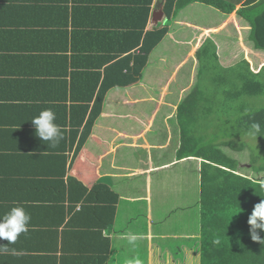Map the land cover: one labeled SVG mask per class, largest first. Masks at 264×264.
Segmentation results:
<instances>
[{
    "label": "crops",
    "instance_id": "obj_1",
    "mask_svg": "<svg viewBox=\"0 0 264 264\" xmlns=\"http://www.w3.org/2000/svg\"><path fill=\"white\" fill-rule=\"evenodd\" d=\"M165 1L0 0V216L13 206L31 215L28 232L15 244L0 241L10 249L0 253V264H25L24 257L32 253H42L44 262L37 264H134L141 259L146 264H197L191 249L181 246V237L191 235L186 219L196 220L199 211L200 183L194 172L201 158L178 157L183 129L176 113L194 84L197 50L208 38L215 41L223 65L233 59H227L233 53L229 41L248 53V58L241 53L247 60L252 53L259 65L264 63L248 44L245 16L254 8L263 11L264 0H223V8L184 0L188 3L176 15L166 12ZM194 2L202 6L187 9ZM206 7L215 12L211 24L205 14L206 22L196 19L197 10ZM161 10V18L154 19V11ZM159 29L160 40L144 52ZM179 76L184 83L177 81ZM98 96V115L79 148ZM46 108L55 112L62 130L56 147H47L30 121ZM165 151L172 158L164 160ZM185 161L195 180L189 206L176 201L185 194L177 176L168 172ZM68 176L88 185L86 196L93 181L117 195L113 222L101 235L91 227L78 230L92 226L94 218L68 224L86 202L90 208L97 205L82 191L71 192ZM165 182L174 198L167 212L154 215L157 193L167 198L161 191ZM106 198L103 190L102 200L108 203ZM63 208L67 215L60 220ZM128 232L137 234L135 246L123 238ZM105 241L107 259L101 257ZM177 246L178 254L172 252Z\"/></svg>",
    "mask_w": 264,
    "mask_h": 264
},
{
    "label": "trees",
    "instance_id": "obj_2",
    "mask_svg": "<svg viewBox=\"0 0 264 264\" xmlns=\"http://www.w3.org/2000/svg\"><path fill=\"white\" fill-rule=\"evenodd\" d=\"M201 1L217 6L219 2H224ZM186 3L184 0H166L164 8L169 15L173 12L176 15ZM219 6L223 8L222 5ZM245 16L250 26L247 37L249 46L264 54V10L254 8ZM159 30L160 32L152 33L154 37L151 35V42L145 45L144 52L153 48L160 40L163 29ZM214 42L208 38L197 50L195 81L176 113L183 131L195 132L196 127H206L203 121L207 118L208 123L214 120L222 123V128L208 132V138L204 136L205 132L194 137L182 134L178 157L195 156L201 160L198 170L194 172L200 183V206L196 212V224L189 229L191 235L181 237V246L191 249L194 256L192 262L197 264H264V244L251 239L248 224L254 206L264 199V135L257 136L256 140L248 135L253 123L261 124L264 131V63L254 69L250 61L241 54L233 58L229 65H223ZM257 63L259 64V59ZM207 75L211 76V80H205ZM247 96L259 98L258 105L252 106L246 99ZM101 100L98 96L94 102L88 126L84 127L78 140L79 148L85 142L89 128L98 115ZM64 172L63 168L61 177ZM91 185L90 195L86 196L88 185L68 176L67 187L71 192L82 191L81 195L97 204L91 208L87 206V202L83 204L78 212L72 214L68 224L76 221L87 223L89 217L94 218L96 220L92 226L78 230L91 227L101 235L102 228H108L113 222L117 195L102 183L95 184L93 181ZM103 190L107 193L106 201L110 203L109 206L102 200ZM23 195L24 191L19 197L22 198ZM81 198L83 199L82 196ZM66 215L63 208L60 220H64ZM257 231L264 238V231ZM15 248L26 250L27 245H17ZM177 249L174 248L172 252L178 254V246ZM108 251L109 242L105 241L101 257L107 259ZM40 255L42 253L26 255L25 264H37L38 260L43 263Z\"/></svg>",
    "mask_w": 264,
    "mask_h": 264
},
{
    "label": "clouds",
    "instance_id": "obj_3",
    "mask_svg": "<svg viewBox=\"0 0 264 264\" xmlns=\"http://www.w3.org/2000/svg\"><path fill=\"white\" fill-rule=\"evenodd\" d=\"M30 121L35 127V135L41 141L47 142V147L49 145L56 147L63 139L61 127L56 123V115L52 109L41 110ZM248 135L255 140L257 136L264 135L261 124L253 123L248 130ZM30 221L31 215L26 212L23 206L11 207L10 210L0 216V240H6L8 242L7 245L15 244L22 234L28 232ZM248 224L250 226L251 239L264 244V238L257 231H264V199L254 206L248 218ZM123 238L128 244L133 246L138 240L137 234L131 232L126 233ZM7 245H0V253L10 251ZM128 264H133V261H129ZM134 264H139V261H135Z\"/></svg>",
    "mask_w": 264,
    "mask_h": 264
},
{
    "label": "rangeland",
    "instance_id": "obj_4",
    "mask_svg": "<svg viewBox=\"0 0 264 264\" xmlns=\"http://www.w3.org/2000/svg\"><path fill=\"white\" fill-rule=\"evenodd\" d=\"M197 5H200L202 6V4L200 2H194L190 5H188L187 9H190L192 8V6H197ZM212 6V4H210ZM187 9H185L186 11H188ZM191 12V10H190ZM197 13L199 15L196 16V19L198 20V22L202 23V22H206L205 20H203L201 17L205 14L206 15V20L208 21L209 24H211L212 22H214L216 20V18L214 19V13L213 12V8H209V7H206L204 9H202L201 11L197 10ZM207 23V24H208ZM244 39V37L242 36L241 39ZM242 41V40H241ZM231 45L232 49H233V53H230L227 57V59L230 58L231 55H233V58H237L239 55H241V53L244 54V56L246 58H248L247 54L245 51L244 52H241L239 51V49L237 48L238 46L235 45L234 43H231L230 41L228 42V46ZM261 52V51H260ZM251 55H253L252 53H249V58H250V63H251V67H253L254 69H257L259 68V64L257 62H255V59H256V56L257 55H254L253 57H251ZM259 56L261 57L262 56V60H264V55H261V53L259 54ZM176 58V56L174 57V59ZM256 61H258V59H256ZM224 64H228L230 63L229 61H222ZM257 64V66H256ZM170 73V72H169ZM168 73V74H169ZM178 76V75H177ZM206 81H209L211 80V76L210 75H207L206 76ZM177 81L179 83H184L185 81H183V78L181 76L177 77ZM195 81V79H194ZM193 81V83H194ZM198 81V80H197ZM197 83V82H196ZM248 97V96H247ZM248 99V102L252 105V106H257L258 105V101H259V98H255V97H248L246 98ZM208 120L209 118L205 119L203 122L206 123V127L204 128H198L196 127V130L197 131H183V134L185 137H189V136H197V135H200L201 133H204V136L206 138H208V132L210 130H216L218 127L222 128V123L219 121H216L214 120L213 122L211 123H208ZM159 121H160V118H159ZM216 126V127H215ZM181 127L180 125H178V128ZM191 128V126H190ZM220 130V129H219ZM159 136L160 138H162V131H161V127L159 129ZM202 135V134H201ZM175 142H178L179 141V136L177 135L176 138L174 139ZM256 146V145H255ZM257 147V146H256ZM154 151V150H153ZM248 153V150L246 151ZM255 154L258 155L257 152H255ZM154 156H156V153L154 152L153 153ZM164 155V160H168L170 158H172V153L170 151H165L163 153ZM244 155H242L243 157ZM241 157V158H242ZM247 157V156H246ZM158 161H162L160 159V157L158 158ZM187 161L185 162H181V163H178L176 165H173V166H170L168 168V172L169 173H172L174 175L177 176V181L179 182L181 188H180V193L183 195L185 194L184 197H181V198H177L176 201L178 202V204H181L183 206H189L190 204H192L193 202H190V200L192 199V193H193V190L192 189H189V186H192L191 184H194L195 183V180L193 179V177L191 176L192 174L191 173H187L186 172V169H187V166H188V163L185 165ZM185 167V168H184ZM183 168H184V171H183ZM244 169V168H243ZM160 175V174H159ZM155 178L157 177V174H154ZM165 178H167L166 174H164ZM159 180V177L157 179H154V183L157 182ZM169 180V178H168ZM163 185L165 186V189H162L161 191L165 192V194L167 195V198L166 200H163V198H165L166 196H163L162 195V192H158L157 193V196L154 197V202H153V210H154V215H161L163 214L164 212H167V210L169 209V203L171 201H173V194L170 193L168 194V191H169V188H172L169 186V184H167V182L163 183ZM196 206L197 205H191L189 208L191 209H195L196 210ZM188 210V208L186 209ZM182 218V216L180 217V219ZM196 219H197V215H196ZM186 222H187V226H190V227H194L195 224H196V220L192 219V216L191 215H188L187 216V219H186ZM183 231H186L185 229H183ZM144 254L146 255V251H144ZM139 261V264H146V260L145 259H141V260H137Z\"/></svg>",
    "mask_w": 264,
    "mask_h": 264
},
{
    "label": "water",
    "instance_id": "obj_5",
    "mask_svg": "<svg viewBox=\"0 0 264 264\" xmlns=\"http://www.w3.org/2000/svg\"><path fill=\"white\" fill-rule=\"evenodd\" d=\"M162 15V10L160 12H155L154 11V19H160Z\"/></svg>",
    "mask_w": 264,
    "mask_h": 264
}]
</instances>
